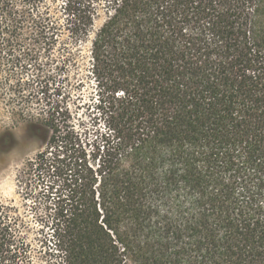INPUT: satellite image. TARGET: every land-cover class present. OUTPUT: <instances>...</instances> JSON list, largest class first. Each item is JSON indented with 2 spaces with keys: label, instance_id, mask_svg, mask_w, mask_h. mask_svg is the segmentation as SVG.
I'll return each instance as SVG.
<instances>
[{
  "label": "trees",
  "instance_id": "trees-1",
  "mask_svg": "<svg viewBox=\"0 0 264 264\" xmlns=\"http://www.w3.org/2000/svg\"><path fill=\"white\" fill-rule=\"evenodd\" d=\"M44 1L0 0V42L60 30V155L28 167L60 178L45 264H264V0H64L60 27ZM7 56L35 72L18 105L31 83L46 100L37 53ZM71 101L93 117L89 152ZM14 211L0 203V263L34 264Z\"/></svg>",
  "mask_w": 264,
  "mask_h": 264
},
{
  "label": "rangeland",
  "instance_id": "rangeland-1",
  "mask_svg": "<svg viewBox=\"0 0 264 264\" xmlns=\"http://www.w3.org/2000/svg\"><path fill=\"white\" fill-rule=\"evenodd\" d=\"M20 12L28 11L27 7L18 1ZM64 0H45L40 7L43 12L48 9L51 17L60 27L61 6ZM39 13L34 12L25 22L23 37L33 33L32 19ZM52 19V20H53ZM59 41L49 45H37L30 40L20 42L14 47H7L0 42V203L7 207L14 208L16 217L21 224L24 240L29 245L28 257L34 264H45V248L43 243L47 234H50L46 224L52 222L56 209V201L60 196V178L53 172H42L41 177L29 173V163L34 162L38 155L50 152L52 156L59 154L60 148V30L57 32ZM37 53V58L24 59L26 64L41 65L42 73L49 78V91L46 100L37 102L38 87L31 83V88L21 95L28 97L29 102L25 106H19L18 95L15 96L12 89L17 83H30L35 75L32 69L25 76L18 71L6 73L13 65L11 57L7 56L12 52L15 56L23 55L25 52ZM22 58V57H21ZM22 60V59H21ZM21 63L20 64H25ZM59 69L58 75L56 69ZM87 88L80 93L83 100L78 103H89ZM30 94L31 97L29 96ZM36 95V96H35ZM40 97H42L40 95ZM38 97V99L40 98ZM70 118L68 119L67 130L71 138L79 145H82L89 152L95 138L93 117L88 106L77 109L71 101ZM49 131V137H45ZM58 129L56 144H51L54 130ZM49 153L48 156L51 154ZM50 156L49 159L53 160ZM53 188L54 190H50ZM56 200V201H55ZM1 264V263H0Z\"/></svg>",
  "mask_w": 264,
  "mask_h": 264
}]
</instances>
